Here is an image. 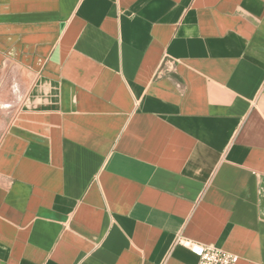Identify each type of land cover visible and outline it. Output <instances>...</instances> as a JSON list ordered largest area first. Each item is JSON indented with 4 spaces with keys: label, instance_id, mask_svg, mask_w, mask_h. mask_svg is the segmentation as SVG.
Masks as SVG:
<instances>
[{
    "label": "crops",
    "instance_id": "obj_1",
    "mask_svg": "<svg viewBox=\"0 0 264 264\" xmlns=\"http://www.w3.org/2000/svg\"><path fill=\"white\" fill-rule=\"evenodd\" d=\"M264 264V0H0V264Z\"/></svg>",
    "mask_w": 264,
    "mask_h": 264
},
{
    "label": "built area",
    "instance_id": "obj_2",
    "mask_svg": "<svg viewBox=\"0 0 264 264\" xmlns=\"http://www.w3.org/2000/svg\"><path fill=\"white\" fill-rule=\"evenodd\" d=\"M187 247L195 255H197L198 260L196 264H236L238 257L237 255L217 248L214 245H203L196 241H192L178 235L175 240Z\"/></svg>",
    "mask_w": 264,
    "mask_h": 264
}]
</instances>
